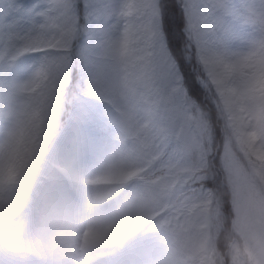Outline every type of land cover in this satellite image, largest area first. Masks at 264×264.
<instances>
[{
	"label": "snow or ice",
	"instance_id": "1",
	"mask_svg": "<svg viewBox=\"0 0 264 264\" xmlns=\"http://www.w3.org/2000/svg\"><path fill=\"white\" fill-rule=\"evenodd\" d=\"M0 4V38L47 57L37 82L62 66L70 80L74 58L108 42L115 54L134 55L137 70L151 71L150 87L137 91L138 107L152 122L147 138L158 162L175 164L171 171L186 193L185 212L203 211L206 216L195 222H207L210 237L216 230L211 264H264V27L237 50L234 21L246 11L238 0ZM247 14L264 22V0ZM182 48L203 67L207 89L178 54ZM193 141L195 153L184 157L182 148Z\"/></svg>",
	"mask_w": 264,
	"mask_h": 264
},
{
	"label": "rangeland",
	"instance_id": "2",
	"mask_svg": "<svg viewBox=\"0 0 264 264\" xmlns=\"http://www.w3.org/2000/svg\"><path fill=\"white\" fill-rule=\"evenodd\" d=\"M260 2L238 0V7L246 11L234 21L235 35L239 38L237 50L242 51L251 44L264 27V22L247 14L253 4L259 6ZM4 6L0 4V8ZM23 47L15 39L0 38V177L5 182L4 186L12 192V200L19 198L23 191L24 195L28 193V183L36 176V169L43 157L49 164L46 162L40 166L38 179H43L48 169L54 167L55 162L78 141L93 139L92 131L101 133L105 130L108 131V140L118 146L121 158L128 162L129 170L134 172L133 194H139L142 202L152 211L147 228H140L137 236L127 241L125 258L117 260L113 256L92 258L99 252L98 244H103L98 222L94 223L92 235V239H97L96 248L93 242L86 244L83 237L75 235L64 254L48 260L51 254L46 255L44 250L45 244L50 243L47 235L50 234L49 228L46 234L43 233L48 241L37 238L39 232L34 226L37 213L32 208L20 213L12 224H8L10 219L4 217L0 220V241L10 237L16 246L31 242L38 251L29 254L28 258L21 255L10 264H161L148 246L149 242L158 248L156 254L161 255L160 261L166 257V253H171L174 264H211L209 253L217 245L216 230L213 229L210 237L207 222H195L196 218L206 216L203 211L193 207L185 212L186 193L179 184L177 173L171 171L175 164L158 162L147 138L152 122L146 111L138 107L137 91L140 87H150L151 71L137 70L134 55L121 57L113 51V43L108 42L84 56L77 55L72 64L70 80L62 66L55 74L37 82L35 75L47 57L37 52H25ZM227 47L222 44L219 49L224 51ZM166 58L171 61V57L166 55ZM191 61L194 68L204 75V69L196 57ZM203 82L207 89L205 77ZM59 89H68L64 99L57 93ZM50 103H54L57 109L53 118L55 123L44 135L43 125L46 113L51 109ZM60 126L64 131L57 145L48 152L49 155L41 156L56 137ZM38 133L39 136L35 137ZM196 149L197 144L193 141L185 145L181 152L184 157H191ZM149 168H152V174H147ZM22 171L25 175L19 178ZM4 194L0 195V203L8 198ZM122 201L118 200L120 203ZM100 205L98 199L97 210L103 209L99 208ZM107 209L101 214L105 223L111 226ZM68 211L64 208L62 213ZM61 224L62 220L56 226ZM53 226L54 223H51L49 227ZM224 242L225 235L221 233L218 241L221 252L225 251ZM86 257L89 258L87 262Z\"/></svg>",
	"mask_w": 264,
	"mask_h": 264
},
{
	"label": "bare ground",
	"instance_id": "3",
	"mask_svg": "<svg viewBox=\"0 0 264 264\" xmlns=\"http://www.w3.org/2000/svg\"><path fill=\"white\" fill-rule=\"evenodd\" d=\"M10 72V71H9ZM80 156V155H79ZM113 158L117 159L116 153L114 149L109 150L108 152V158ZM87 157L83 158V161H81L80 165H84L87 163L88 165V159ZM98 165H104L105 164V159L103 157H100L96 160ZM93 164L94 161H92ZM86 165V164H85ZM117 166L116 169L111 170L110 167H106V169L100 173H88L86 169H82L81 171L78 172V175L80 176L82 174V179L86 181L89 184V187L87 188L89 192L94 189L97 184L96 181H109L112 178H127L130 173L126 171V168L121 164H116L115 167ZM73 169L71 172H73ZM65 178V177H64ZM101 183V182H100ZM104 184V182H102ZM50 184H53L51 182ZM91 184H93L91 186ZM114 187L108 188V195L113 194L114 191H112ZM40 191H45L46 187L40 188ZM39 194V193H38ZM88 197H90L91 193H86ZM39 200L40 198L37 197ZM27 197L25 198L24 202L19 206L21 207L26 203ZM20 202V199L17 200ZM40 205H45L48 201L49 198L46 197L45 200H39ZM143 199L140 198V196L134 197L133 195L129 196L127 201L119 208L115 210V216L112 217L111 221V226L109 224L105 225V229L103 233H108V235H112L110 238L109 243H114L118 242L119 239L125 240L128 236H130L133 233V230L137 228L138 224H142L147 221V217L151 216L150 212L152 210L148 209V206H146L145 203L142 202ZM142 208V209H141ZM3 211H6L7 213H10V210L6 207H3ZM17 211V209L12 210V214H14ZM1 218V217H0ZM47 228H50L47 226ZM89 230H87L88 232ZM91 235V232L88 233V238ZM43 239V238H42ZM166 260V261H165ZM173 258L171 257L170 259H164V261H160L161 264H174Z\"/></svg>",
	"mask_w": 264,
	"mask_h": 264
},
{
	"label": "trees",
	"instance_id": "4",
	"mask_svg": "<svg viewBox=\"0 0 264 264\" xmlns=\"http://www.w3.org/2000/svg\"><path fill=\"white\" fill-rule=\"evenodd\" d=\"M178 54L183 55L185 61L187 63H190V64L193 65V63H192L193 61H191V60L195 57V55L192 52L188 51L186 48H182L181 52L178 53ZM174 55H176V53H174ZM200 73H201V71L200 70H195V68L193 66V75L195 77V80H196L197 83H199L201 85V82L199 81Z\"/></svg>",
	"mask_w": 264,
	"mask_h": 264
}]
</instances>
